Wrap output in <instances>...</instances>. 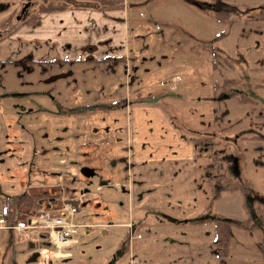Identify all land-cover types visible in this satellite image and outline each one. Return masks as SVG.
Masks as SVG:
<instances>
[{"label": "rangeland", "instance_id": "1", "mask_svg": "<svg viewBox=\"0 0 264 264\" xmlns=\"http://www.w3.org/2000/svg\"><path fill=\"white\" fill-rule=\"evenodd\" d=\"M132 1H145L138 6L144 17L139 19L136 13L133 20L150 26L156 21L157 29L149 36L142 32L143 37L136 42L129 41L130 54L139 56V64L128 67L124 86L118 88V82H114L116 93L109 92V84L119 77L103 78V72H93L94 78L88 83L82 81L89 77L87 71L75 72L73 78L77 80L63 83L62 76L75 68L36 67L31 75H26L22 66L0 68V116L11 126L15 141L26 142V133L31 139L27 146L12 143L9 150L14 159L8 168L2 164L0 153V187L4 189L7 182L1 175L3 169L8 170L5 176L16 182L15 188L20 186L14 192H25L29 178L42 176V165H38L42 159L54 168L60 167L57 162L63 158L67 164L62 167L71 166L65 175L67 182H85L83 190L89 189V197L96 198L93 208L91 201L84 204L82 210L87 215L79 217L87 219L84 224L92 229H80L76 237L89 246L98 245L100 252L106 253L112 241L99 236L104 230L94 226L128 221L126 198L124 192L106 189L107 185L99 194L94 189L100 188L101 182L126 181L131 174L130 156L124 149L129 148L125 142L134 111L145 115L138 116L136 123L146 141H153L151 126L155 120L146 115L152 117L151 113L162 110L180 139L198 142L201 175L207 174L212 180L214 168L220 164L228 182L243 186L246 192L248 187L251 190L245 201L239 193H223L213 206L215 213L209 205L194 213H201L203 218L218 214V220L232 226L227 254L219 264H264V0ZM222 4L226 17L218 23L215 7ZM164 59L167 68L156 69ZM52 78L56 81L50 82ZM164 81L173 86V92ZM138 84L147 90L135 95L131 92ZM239 98L248 102L240 104ZM21 106L25 111H20ZM59 135L61 148L46 149L43 136L54 147L50 139ZM96 141L101 143L91 144ZM82 171L91 177L86 178ZM200 181L209 198L212 181ZM242 204L250 219L246 229L240 227L247 218ZM20 248H26L25 242L0 231V260L12 252L15 262L24 264ZM215 250L218 252V248ZM120 253L119 248L114 254L118 258L111 264H128L125 257L120 260Z\"/></svg>", "mask_w": 264, "mask_h": 264}, {"label": "crops", "instance_id": "2", "mask_svg": "<svg viewBox=\"0 0 264 264\" xmlns=\"http://www.w3.org/2000/svg\"><path fill=\"white\" fill-rule=\"evenodd\" d=\"M62 2L72 5L73 8L53 13H37L40 5ZM131 2L133 1L122 0L120 8L111 10L104 9L95 2L84 0H29L28 2L26 0H0V27L9 19H13L15 23V18L17 21L20 18L22 21H30L36 16L38 20L37 26L25 23L18 25L9 36L0 41V63H12L2 65L0 68L22 66L26 69V75H31L36 67L75 68L74 72L71 71L62 76L63 83L77 80L73 78L75 72L78 74L80 71H87L89 77L82 78V81L85 80L87 83L94 78L93 72H103V78L119 77L109 84V92L116 93V83L118 82L117 87L120 88L127 81L128 67L132 64H136L135 66L139 64V56L133 57L130 54L129 41L135 39L136 42L143 37L142 32L146 34L145 36H149L151 30L157 29L156 21L153 22V26L139 23L140 17L144 15L139 12L138 6L145 1ZM136 13L139 19L133 20ZM136 46L137 44L134 46L135 49H137ZM165 61L166 59L158 64L156 69L160 67L166 69ZM187 63L191 64V62ZM103 67H108V70ZM54 79H50V82L56 81ZM31 80L32 78H29L28 81L31 82ZM136 81L134 80L133 83ZM103 82H109V80H103ZM164 83L173 92V86L167 85V81ZM141 84L136 85V90L131 93L138 95L140 90H147ZM28 85L31 84L28 83ZM27 113L31 114L28 110ZM141 114L139 110L134 111L133 125L128 140L125 142L129 148L124 149V152L130 156L128 164L132 171L128 179L122 182L113 181L111 184L101 182V187L94 189V192L99 194L102 186L107 185L106 189L119 193L124 192L128 221L107 222L109 224H105L106 226L93 224L96 229L104 230L98 234L99 236L109 237V243L112 241L106 253L100 252L98 245L89 246L87 241L76 237V245L67 253L49 257L47 264H111L117 260L118 257L114 254L119 248L121 249L120 260L125 257L128 264H218L214 230V222L218 220V214L214 216L210 214V217L205 218L201 213L194 214L201 207L205 209L208 205L210 211H213V206L219 200L211 201L212 189L209 198L205 195L206 191L200 180L211 181V178L199 172L202 167L196 156V145L178 137L162 110L151 113L152 117L146 115L155 120L154 125L151 126V128L154 127L153 141H146L136 123L138 116L145 117ZM11 129L9 123H4L3 117L0 116V153L3 154L2 164L5 168H8L10 162L13 161L11 159H14L9 150L12 143L27 146L31 141L27 133L26 142L15 141ZM59 136V138L50 139L54 141V147L43 136L42 140L47 144L46 149L57 151L59 147L61 148L62 139L61 135ZM96 143L99 144L101 141L91 144ZM19 149L14 150L19 151ZM35 154H37L36 151ZM20 156L25 155L23 153ZM46 161L44 158L38 163L43 168L42 176L37 179L29 178L25 192L16 193L20 190V186L15 188L16 182L5 176L8 170L3 169L1 175L7 181L3 183V187L8 190L6 191L8 193L4 194L5 190L0 187V217L5 218L7 210L15 199L23 195H26L30 201L22 203L14 212L17 222L33 215L45 213L53 215L66 197H76L79 201V214L73 222L79 226V230L92 229L90 224H84L87 219L79 220L80 216L87 215V212L82 210L84 204L91 201L89 203L91 208L96 204V198L89 197L90 190H83L85 189L83 185L86 183L67 182L65 175L71 166L62 167L67 164L63 158L57 162L60 167L53 165L54 168H52V164L45 163ZM30 164L31 162L28 166ZM85 177L89 178L91 175ZM8 182L10 185L7 184ZM35 197L42 198L35 201ZM119 205L122 207L124 204L120 202ZM106 219L108 220L109 217L107 216ZM0 231H6L25 242L26 248H20V253L25 255L24 264L33 262L29 261L30 257L36 255L43 241L40 234H34L33 237L18 233L13 229H0ZM121 231L124 232L121 233ZM83 235L85 233L81 231L80 236L83 237ZM14 258L11 252L8 258L4 257L0 260V264H18Z\"/></svg>", "mask_w": 264, "mask_h": 264}, {"label": "trees", "instance_id": "3", "mask_svg": "<svg viewBox=\"0 0 264 264\" xmlns=\"http://www.w3.org/2000/svg\"><path fill=\"white\" fill-rule=\"evenodd\" d=\"M29 0H26L28 2ZM83 1V0H82ZM84 1H91L95 2L96 5L102 6L104 9H116L120 8L122 4V0H84ZM225 5L222 4L220 6L215 7V13L214 16L217 19L218 23H222L225 21V11H222V8L224 9ZM73 8L72 5H69L67 3H48L46 5H40L37 9V13H53V12H59L67 9ZM15 23L13 22V19H9L6 21V23L0 27V41L4 39L5 37L9 36L14 29L20 25V24H28L31 26H37L38 25V20L36 16L34 19L30 21H22V18H20L17 21V18H15ZM12 63H0V66L2 65H9ZM248 100H243V99H238V103L240 104H246ZM195 145H198V142H194ZM197 147V146H196ZM223 168L219 164L215 166L214 168V176L212 177V196H211V201H216L220 198V196L223 193H228V194H233V193H239L240 196L245 199H247V194L251 192L250 188L248 187V191L246 192L245 189L243 190V186H240L236 183H230L226 179L224 173L222 172ZM42 197H35V201L39 200ZM30 201L26 197V195L20 196L15 199V201L12 203L10 208L7 210V213L5 214L6 218V224L7 226H14L17 222V219L15 218V211L16 209L24 202ZM64 202L71 204L72 206L78 207L79 201L76 199V197H66L64 199ZM241 208L243 211L247 213V207L245 204L241 205ZM231 225L229 223H223L220 220H217L214 222V230H215V248H218L217 252V260L219 261L220 258L225 257L228 251V246H229V237H230V231H231ZM234 227V226H233ZM241 227V226H240ZM42 236V239H44V236ZM39 249L41 250H47L48 252H52V248L46 247L44 244V241L40 244ZM36 255L31 256L29 261H33L36 264ZM28 261V262H29ZM28 263V264H33Z\"/></svg>", "mask_w": 264, "mask_h": 264}, {"label": "built area", "instance_id": "4", "mask_svg": "<svg viewBox=\"0 0 264 264\" xmlns=\"http://www.w3.org/2000/svg\"><path fill=\"white\" fill-rule=\"evenodd\" d=\"M19 108L20 111H25L22 106ZM78 214V207L62 202L53 215L48 213L33 215L32 217L21 219L11 228L6 226L5 218L1 216L0 229H13L28 236H33L34 234L43 235L45 246L52 248L53 251L48 252L47 250L38 249L36 251V264H47L49 257L67 253L77 244L76 235L79 226L73 221Z\"/></svg>", "mask_w": 264, "mask_h": 264}, {"label": "flooded vegetation", "instance_id": "5", "mask_svg": "<svg viewBox=\"0 0 264 264\" xmlns=\"http://www.w3.org/2000/svg\"><path fill=\"white\" fill-rule=\"evenodd\" d=\"M263 17H264V14H263ZM247 197V196H246ZM242 209V208H241ZM247 218L246 220L243 222V225L241 226L242 229H246V226L248 225V222H249V213H248V210H247ZM236 225V224H235ZM264 241V239H262ZM220 261V260H219ZM219 261H218V264H219ZM221 264V263H220Z\"/></svg>", "mask_w": 264, "mask_h": 264}, {"label": "water", "instance_id": "6", "mask_svg": "<svg viewBox=\"0 0 264 264\" xmlns=\"http://www.w3.org/2000/svg\"><path fill=\"white\" fill-rule=\"evenodd\" d=\"M82 175H83V176H88L89 173H88L87 171H82Z\"/></svg>", "mask_w": 264, "mask_h": 264}]
</instances>
